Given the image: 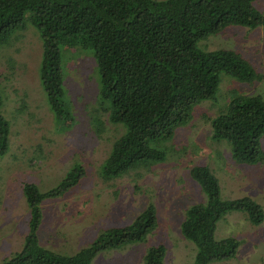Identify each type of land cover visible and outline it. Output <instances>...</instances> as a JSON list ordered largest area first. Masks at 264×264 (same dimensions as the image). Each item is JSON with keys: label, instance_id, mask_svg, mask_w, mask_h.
Segmentation results:
<instances>
[{"label": "trees", "instance_id": "1", "mask_svg": "<svg viewBox=\"0 0 264 264\" xmlns=\"http://www.w3.org/2000/svg\"><path fill=\"white\" fill-rule=\"evenodd\" d=\"M255 0H0V47L16 31L33 26L43 50L40 80L57 118L68 117L63 100L60 48L92 49L100 75L101 98L109 103V120L125 126L102 168L108 181L142 167L165 162L164 144L188 124L196 104L215 101L223 75L239 82L260 81L259 74L240 52L200 46L228 26L264 29V12ZM206 47V45H205ZM223 112L209 120L210 138L226 141L238 164L264 159V99L232 89ZM0 155L9 147L10 123L1 112ZM69 119V118H68ZM84 172L72 167L58 186L44 193L33 183L23 184L31 219L22 249L1 264H91L99 252L121 250L144 243L156 229L153 206L132 225L102 230L73 255L47 249L39 243L40 204L63 195L78 184ZM189 175L206 196L205 203L189 206L181 236L195 246L190 264L234 258L239 241L215 238L217 221L233 211L243 212L258 225L262 206L250 197L223 200L218 179L205 165H193ZM165 248L150 247L143 264H162Z\"/></svg>", "mask_w": 264, "mask_h": 264}, {"label": "rangeland", "instance_id": "2", "mask_svg": "<svg viewBox=\"0 0 264 264\" xmlns=\"http://www.w3.org/2000/svg\"><path fill=\"white\" fill-rule=\"evenodd\" d=\"M264 12V0H255ZM206 45V47H205ZM200 46L240 52L263 77L252 83L222 77L215 101L196 104L192 118L180 127L167 150L165 162L102 179V168L113 142L125 126L109 120V103L101 98L100 75L92 49L59 47L63 100L68 117L59 120L41 85V39L33 26L14 32L0 47L1 112L10 123L9 147L0 155V264L22 249L31 219L23 184L33 183L42 193L55 188L79 165L84 174L77 185L41 204L37 236L41 246L73 255L104 229L125 228L153 206L157 227L144 243L99 252L91 264H143L150 247L165 248L162 264H190L195 246L181 236L185 210L205 203L206 196L189 175L193 165H205L218 179L223 200L250 197L264 212V159L238 164L229 144L213 141L209 120L226 108L227 96L259 94L264 99V29L228 26ZM69 118V119H68ZM264 151V136L261 138ZM239 241L234 258L207 264H264V219L251 224L243 212L233 211L216 223L215 238Z\"/></svg>", "mask_w": 264, "mask_h": 264}]
</instances>
